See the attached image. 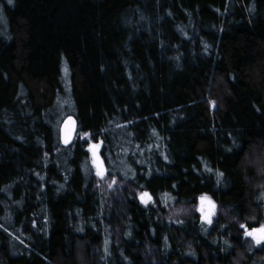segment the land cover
<instances>
[{
    "label": "trees",
    "instance_id": "trees-1",
    "mask_svg": "<svg viewBox=\"0 0 264 264\" xmlns=\"http://www.w3.org/2000/svg\"><path fill=\"white\" fill-rule=\"evenodd\" d=\"M262 223L264 0H0V264H264Z\"/></svg>",
    "mask_w": 264,
    "mask_h": 264
},
{
    "label": "snow or ice",
    "instance_id": "snow-or-ice-1",
    "mask_svg": "<svg viewBox=\"0 0 264 264\" xmlns=\"http://www.w3.org/2000/svg\"><path fill=\"white\" fill-rule=\"evenodd\" d=\"M9 3H12V0H8ZM214 103V102H213ZM74 124V121H72L71 117H69L68 122L65 125V143L68 142V138L70 137L71 133L74 131V128L69 127V125ZM89 133L85 132L84 136H88ZM98 147V145H93L92 151H93V156H95V149ZM98 168H99V164H98ZM98 175L101 174L100 171H98L97 173ZM219 175H223V173H220ZM140 198L142 201H144L145 203L147 202V200H151L152 197L148 192H142L140 194ZM147 198V199H145ZM201 200V204L203 205L205 201H207L208 203V210L205 213V208L202 206L199 210L202 213H205L204 218L208 220L209 223H211V215L213 214V209L215 208L214 203L211 201V199L207 196H202L200 197ZM242 229H244V235L246 237H251L252 240L255 241V243L257 245H260L261 243H264V223L260 224L259 227H251L249 228L248 225L246 224H241L240 226Z\"/></svg>",
    "mask_w": 264,
    "mask_h": 264
},
{
    "label": "water",
    "instance_id": "water-1",
    "mask_svg": "<svg viewBox=\"0 0 264 264\" xmlns=\"http://www.w3.org/2000/svg\"><path fill=\"white\" fill-rule=\"evenodd\" d=\"M69 117H71V116L65 117L62 120V122L60 124V128H59L58 138H59V143H60L62 148L63 147H69L74 143V141L76 139L77 131H78L77 121H76L75 117H71L72 121H74V124L69 125V127L74 128V131L71 133L70 137L68 138V142L65 143V125L68 122ZM100 149H101V147H99V145H98V147L95 149V156H93V159H95V161L97 162V164H99V166H101V160L99 159ZM92 154H93V151H92ZM246 238H248V237H246Z\"/></svg>",
    "mask_w": 264,
    "mask_h": 264
},
{
    "label": "rangeland",
    "instance_id": "rangeland-1",
    "mask_svg": "<svg viewBox=\"0 0 264 264\" xmlns=\"http://www.w3.org/2000/svg\"><path fill=\"white\" fill-rule=\"evenodd\" d=\"M62 116H64V115H62ZM62 116L60 117V119L62 118ZM82 137H83V138H82L81 142L84 143V148L86 149L85 151H87L88 156H90V158L92 159L93 164H94V167H95V170H97V173H98V171L101 172V174L98 175V178L101 179V178L103 177V170H101L100 168H98V166H97L95 160L93 159V155H92V148H93V145H95V143L92 142L91 140H89V139L87 138V136H86V137L82 136ZM96 145H97V144H96ZM104 191H105V190H104ZM202 206L205 208V213H206L207 210H208L207 205H204V204L202 205V204H200L199 209H200ZM199 209H198V211H199L200 215H201V216H202V215L204 216L205 213H202ZM252 241H254V240H252ZM254 242H255V241H254Z\"/></svg>",
    "mask_w": 264,
    "mask_h": 264
}]
</instances>
